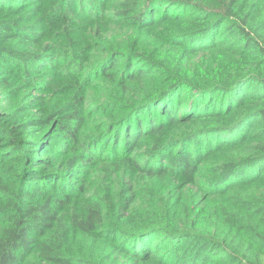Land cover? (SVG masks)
Wrapping results in <instances>:
<instances>
[{
    "label": "trees",
    "instance_id": "1",
    "mask_svg": "<svg viewBox=\"0 0 264 264\" xmlns=\"http://www.w3.org/2000/svg\"><path fill=\"white\" fill-rule=\"evenodd\" d=\"M0 264H264V0H0Z\"/></svg>",
    "mask_w": 264,
    "mask_h": 264
},
{
    "label": "rangeland",
    "instance_id": "2",
    "mask_svg": "<svg viewBox=\"0 0 264 264\" xmlns=\"http://www.w3.org/2000/svg\"><path fill=\"white\" fill-rule=\"evenodd\" d=\"M107 32H109V33H111V34L113 33V31H112V30H109V31H107ZM119 149H120V148H119Z\"/></svg>",
    "mask_w": 264,
    "mask_h": 264
}]
</instances>
